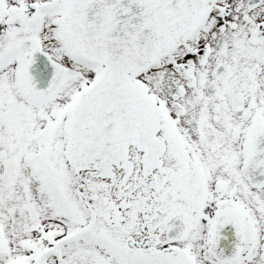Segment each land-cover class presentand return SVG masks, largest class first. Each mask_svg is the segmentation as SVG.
Here are the masks:
<instances>
[{"label":"snow or ice","instance_id":"obj_1","mask_svg":"<svg viewBox=\"0 0 264 264\" xmlns=\"http://www.w3.org/2000/svg\"><path fill=\"white\" fill-rule=\"evenodd\" d=\"M0 264H264V0H0Z\"/></svg>","mask_w":264,"mask_h":264}]
</instances>
